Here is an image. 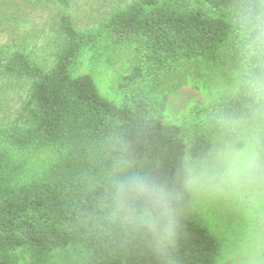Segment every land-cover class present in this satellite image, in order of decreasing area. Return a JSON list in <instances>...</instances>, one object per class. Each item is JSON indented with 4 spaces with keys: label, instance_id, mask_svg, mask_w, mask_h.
Returning a JSON list of instances; mask_svg holds the SVG:
<instances>
[{
    "label": "trees",
    "instance_id": "16d2710c",
    "mask_svg": "<svg viewBox=\"0 0 264 264\" xmlns=\"http://www.w3.org/2000/svg\"><path fill=\"white\" fill-rule=\"evenodd\" d=\"M48 2L57 13L39 34L31 16ZM242 2L121 0L78 29L74 0H0L10 38L0 73L30 83L19 122L0 126V264H216L218 242L187 214L185 159L206 162L222 132L259 120L264 68L252 58L245 88L186 131L164 124L161 105L132 88L144 68L214 66L239 36L260 45L237 23ZM104 37L136 44L143 62L121 78V104L90 75H73L79 55ZM255 145L264 159V139Z\"/></svg>",
    "mask_w": 264,
    "mask_h": 264
},
{
    "label": "rangeland",
    "instance_id": "374dc122",
    "mask_svg": "<svg viewBox=\"0 0 264 264\" xmlns=\"http://www.w3.org/2000/svg\"><path fill=\"white\" fill-rule=\"evenodd\" d=\"M120 1L74 0L72 13L78 29L95 25ZM55 13L50 2L38 6L31 16L33 30L43 34L48 17ZM4 30L0 29V46L10 43ZM252 58L264 68V41L252 47L244 36H239L214 66L187 63L165 75L152 74L144 68L145 77L132 91L161 105L160 119L164 124L186 131L198 119H205L211 104L245 88ZM136 65H143L136 44H118L104 37L79 55L73 75H90L104 99L121 104V78ZM29 89V82L0 73V126L19 122ZM256 95L261 104L256 123L237 132H222L213 156L206 162L194 164L185 159L190 194L187 214L218 242L221 253L216 264H264V180L259 171L232 164L234 158L257 155L256 140L264 139V87L260 86Z\"/></svg>",
    "mask_w": 264,
    "mask_h": 264
},
{
    "label": "clouds",
    "instance_id": "9594fccd",
    "mask_svg": "<svg viewBox=\"0 0 264 264\" xmlns=\"http://www.w3.org/2000/svg\"><path fill=\"white\" fill-rule=\"evenodd\" d=\"M240 28L247 33H255L257 39L264 41V0H251L242 2L238 8V20ZM264 87V84L261 85ZM235 167L243 169H254L260 171L264 169V159L256 154L245 157H237L232 160ZM191 183V181H189Z\"/></svg>",
    "mask_w": 264,
    "mask_h": 264
}]
</instances>
